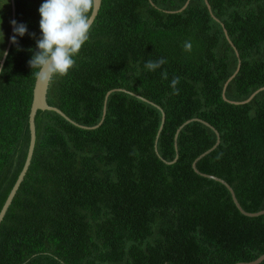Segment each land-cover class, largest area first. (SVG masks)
<instances>
[{
    "label": "trees",
    "instance_id": "trees-1",
    "mask_svg": "<svg viewBox=\"0 0 264 264\" xmlns=\"http://www.w3.org/2000/svg\"><path fill=\"white\" fill-rule=\"evenodd\" d=\"M102 0L76 64L35 116L29 169L0 224V264H237L264 255V0ZM44 0H0V210L23 166ZM216 19H214V18ZM27 33L10 43V21ZM227 32L238 57L225 38ZM34 34V35H33ZM191 43L185 51L184 44ZM19 48V51H17ZM32 49L33 51H29ZM163 58L155 71L144 64ZM167 73V78L162 73ZM179 77L173 88L171 82ZM130 93V94H129ZM165 121L157 141L161 112ZM156 141L155 153L154 145ZM172 165L162 162H172ZM264 264V261L261 263Z\"/></svg>",
    "mask_w": 264,
    "mask_h": 264
},
{
    "label": "clouds",
    "instance_id": "clouds-1",
    "mask_svg": "<svg viewBox=\"0 0 264 264\" xmlns=\"http://www.w3.org/2000/svg\"><path fill=\"white\" fill-rule=\"evenodd\" d=\"M95 7L96 0H44L40 5L38 12L41 17L39 21L41 35L36 40V49L28 65L32 69V76L41 85H48L53 80L62 78L75 66V55L89 39ZM2 23L0 19V24ZM10 25L13 29L10 43L17 45V37H23L27 33V25L18 24L15 20H11ZM3 38V31L0 30V43H3ZM191 47L190 42L184 44L185 51H190ZM7 55V51L0 50V58H6ZM164 63L166 61L163 58L157 61L150 60L144 67L148 71H155ZM0 71H3L2 66ZM162 76L166 79L167 73H162ZM178 83L179 77H176L172 80L171 86L175 88Z\"/></svg>",
    "mask_w": 264,
    "mask_h": 264
},
{
    "label": "water",
    "instance_id": "water-1",
    "mask_svg": "<svg viewBox=\"0 0 264 264\" xmlns=\"http://www.w3.org/2000/svg\"><path fill=\"white\" fill-rule=\"evenodd\" d=\"M101 1L102 0H96V7L92 13V18H91V25L93 24L97 14H98V11L100 9V6H101ZM150 1V0H149ZM205 2V5L206 7L208 8L209 12H210V6L208 4V2L206 0H204ZM189 3V0H187L184 4V6L178 10L177 12H170V14H174V13H180L182 12L183 10H185V8L187 7ZM211 13V12H210ZM214 18V17H213ZM215 19V18H214ZM216 20V19H215ZM223 32H224V35H225V38L226 40L228 41V43L230 44V46L233 48L234 52H235V55L238 57V53L235 49V47L233 46V44L230 42L229 38H228V35H227V32L225 31V29H223ZM240 69V63L237 64V67H236V70L235 72L233 73V75L231 77H229L227 79V81L225 82V84L223 85V88H222V99L224 102L228 103V104H231V105H245L247 103H249L259 92L261 91H264V87L263 88H260L259 90L255 91L247 100L243 101V102H232V101H229L226 99L225 97V91H226V88L228 86V84L234 79V77L236 76V74L238 73ZM48 87H49V84L48 85H41L36 79H35V83H34V88H33V92H32V103H31V107H30V111H29V115H28V129H29V143H28V147H27V151H26V157H25V160H24V163H23V166L18 174V177L14 183V185L12 186L1 210H0V224L1 222L3 221V218L12 202V200L14 199L28 169H29V166H30V163H31V159H32V156H33V152H34V147H35V116L37 114L38 111H48V112H54L56 113L57 115H59L61 118H63L65 121H67L68 123H70L71 125L79 128V129H84V130H96L97 128H99L103 121H104V118H105V112H106V102H107V99L109 97V95L113 92H123V93H128L126 92L125 90H111L109 92H107V94L105 95V98H104V102H103V111H102V116H101V119L99 121V123L96 125V126H93V127H85V126H81L75 122H73L72 120H70L65 114H63L59 109L55 108V107H52V106H49L48 103H47V90H48ZM130 94V93H129ZM133 95V94H132ZM135 96L137 99L145 102V103H148L154 107H156L160 112H161V123H160V127L158 129V132H157V136H156V141H157V138L159 136V134L161 133V130L163 128V125H164V121H165V115L164 113L162 112V110L155 106L154 104L148 102L147 100L139 97V96H136V95H133ZM191 122H198V123H201L203 124L204 126L208 127L209 129H211L214 133H215V136H216V142L214 144V146L206 151L205 153L201 154L192 164V169L194 171V173L202 178H205V179H208V180H212V181H215L221 185H223L230 193V196H231V200L235 206V208L237 209V211L243 215L244 217H247V218H256V217H260V216H263L264 215V210L263 211H260V212H257V213H248L246 212L245 210L242 209V207L240 206V204L238 203L236 197H235V194L233 192V190L231 189V187L226 183L224 182L223 180L221 179H218L216 177H213V176H210V175H205V174H202L200 173L197 169H196V163L202 159L203 157H205L206 155H208L210 152H212L213 150H215L217 148V146L219 145L220 143V138H219V134L218 132H216V130L211 127L208 123L206 122H203L199 119H191V120H188L186 121L185 123H183L175 132V135H174V146H175V150H176V141H177V138H178V135L180 133V131L186 126L188 125L189 123ZM156 141H155V145H154V149H155V153L157 155V150H156ZM163 163H165L166 165H172L176 162L177 160V155L175 156L174 160L172 162H165L163 159H161ZM264 261V255L260 256L259 258H257L255 261H252V262H249V263H237V264H261L262 262Z\"/></svg>",
    "mask_w": 264,
    "mask_h": 264
}]
</instances>
